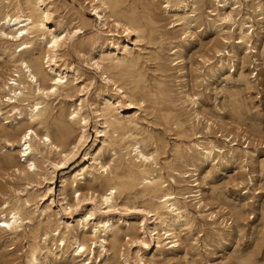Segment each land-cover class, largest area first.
<instances>
[{"label":"bare ground","instance_id":"1","mask_svg":"<svg viewBox=\"0 0 264 264\" xmlns=\"http://www.w3.org/2000/svg\"><path fill=\"white\" fill-rule=\"evenodd\" d=\"M88 1L98 24L95 38L83 43L74 39L83 19L53 16V1L0 0V168L11 181L1 195V241H24V264H155L186 243L192 249L190 234L204 226L209 230L202 242L224 240L234 233L226 218L249 216L248 209L260 214L263 232L264 199L254 206L250 189L254 161L264 172L256 147L264 136L234 119L235 100L227 122L196 89L215 78L221 93L228 83L264 91V0ZM152 4L171 18L168 27L158 25ZM201 27L214 40L212 56L200 58L199 66L186 50ZM68 48L87 54V67L102 81L91 94L93 78L63 60ZM258 67L260 82L247 72ZM188 72L198 74L190 90ZM150 114L187 140L174 142L170 157H160L168 140L148 129ZM91 120L96 135L87 143ZM239 141L245 144L237 146ZM83 146L69 169L66 162ZM59 164L65 166L57 205ZM230 165L237 167L236 185H245L240 203L230 206L225 195L226 206L214 209L210 201L218 199V188L207 179ZM237 254L235 264H259L250 254Z\"/></svg>","mask_w":264,"mask_h":264},{"label":"rangeland","instance_id":"2","mask_svg":"<svg viewBox=\"0 0 264 264\" xmlns=\"http://www.w3.org/2000/svg\"><path fill=\"white\" fill-rule=\"evenodd\" d=\"M49 1L50 2L53 1L52 2L53 3V9L55 10L53 16H58L61 14H62L61 16H63L65 14L64 17L66 18V20H71L73 22H75V21L80 22L83 19V23L79 27L80 30L78 32H76L77 34L75 33L76 34L75 38H74L75 40H77V41L83 40L82 42L86 43L88 41L90 42L91 39L95 38L94 32H95V29L97 28L96 26L98 24L97 23L98 20H97L96 15L94 14V12L91 10L90 3L88 0H49ZM137 2H139V1H137ZM78 6L79 7L81 6V7L79 8ZM63 8H64V10H62ZM159 8L160 7L156 4L151 5V10L153 13L156 9L154 16H156L155 19L158 21V23H159L158 25L164 26V28L168 27L169 26L168 23L170 22L171 18L168 15L164 14ZM79 12H81V13H79ZM77 17H78V19H77ZM84 17L87 19V21H88V22L86 21L87 23H84L85 22ZM253 24H254V26H253L254 31H258L260 26L257 25L255 23V21L253 22ZM196 31H197L196 33H199V36H195V38L193 40H191V44L187 48L186 54H188L187 56L189 57V60L192 62V64H198L199 66H201L202 61H200L201 60L200 58H204V57L210 58L212 56V54L209 52L210 44H211V43H209V41L214 40V35L212 34L211 31L202 30V27L199 30L197 29ZM91 32H93V33H91ZM263 36H264V34H262V37ZM121 38L124 39V33L121 34ZM149 48H150V46H149ZM70 49L71 48H68L66 53H64L63 60L66 61L67 64H71L72 66L80 69L83 72V76L85 78L86 77H92L93 78L92 85L88 89L89 94H91L94 91V88L98 87L99 83L101 84L102 81H100L98 74L95 73L94 70L89 65H88L89 67H87L86 63L89 60L88 55L84 54V52H78V51L75 52V50H72V49L70 50ZM198 49H199L200 53H199ZM79 53H81L80 56H79ZM82 53H83V55H82ZM191 53H192V55H191ZM205 55H207V56H205ZM81 56L83 59L81 58ZM84 61H86V62L84 63ZM186 62H187V69L189 70L188 61H186ZM150 63L151 62H146V63H144V66L150 67V69H151V67L153 66V63H151V64ZM88 64H89V62H88ZM2 70H3V66L0 65V71H2ZM252 71L256 73L257 77L255 76V78L258 82H260L261 67L259 68V70L257 68H254V70H253V68L247 69V72H252ZM148 73H150V72H148ZM167 74L170 76L174 75L173 70L168 71ZM196 75H198V74L188 72V75L186 77L187 78V87L189 86L191 88V85L194 83L193 78ZM199 75H200V77L202 76L201 74H199ZM251 79H253V78H251ZM205 81L202 84H199L197 86L196 90L201 93L203 101H202V99H200V101L204 102V105L209 110H211L212 112H215L214 111V104H217V106H219L223 112V119L226 120L227 122H230L231 117H232L231 114L233 113L231 107H234L233 101L235 100L238 103L237 110H238L239 115H238V117L234 115V119L243 123L242 127H244L243 129H245L247 132L251 133L253 130L257 129V131L259 130L261 135L264 136V91L257 90V88L246 90V89H244V87H242L239 84H233L232 85V84L228 83V84H226V86L224 88V93H221L220 87L222 86V83H220V80H218V79L216 80L215 78H209ZM198 87H200V88H198ZM190 88H189V90H190ZM231 88H232V90H231ZM230 92H231V94L235 93V96L230 97L229 96ZM226 95H227V97H226ZM125 111L132 113L135 110L127 108V109H125ZM88 113L90 114V111ZM240 117H241V119H240ZM147 119L149 120V123L147 124L148 129H151V131H153L155 135H158L157 137H160V138L162 137V139L165 142L168 140L166 142L167 145H166L165 149L163 150V154H161L160 157H164V156L170 157V148L174 142L178 143V142H186L187 141L186 139H183L180 136H177L173 127L170 129L169 128L166 129L165 126H163V125L160 126L159 121L157 119H155L153 114L148 115ZM227 119H229V120H227ZM91 122H92V120L90 121L88 129H87L88 134H89L87 143H92V140L94 139V137L96 135L93 122L92 123ZM247 122L248 123L250 122V123L248 124ZM231 124L232 123H229V125H231ZM259 125H260V127H259ZM197 132L201 133V128H199L197 130ZM161 134L164 136V138ZM171 134H173V135H171ZM201 134H203V133H201ZM218 139L220 140L221 138H218ZM259 142L261 144L262 143L263 144L262 145L259 144L256 146L258 148V150L261 151V153H259L258 155H259V157L264 158V149H263L264 148V138L260 139ZM237 143H238L237 146H242L243 144H245L242 141H239ZM248 147H251V146L248 145ZM9 149H11V148H9ZM85 149H86V147L82 148L79 151L78 155L72 157L71 160L66 162V166L70 165L69 169L72 168V166L75 164V162L77 160L80 159L79 155H81V153H83ZM164 151H165V153H164ZM254 164H255V168H254L255 172L253 174L255 176L252 177L254 184H253V188H251L250 191H251V195L254 197L252 199L253 205L257 206V204H259L260 201L262 199H264V179H263L264 178V172L262 173L263 174V176H262V174L260 173L259 167L256 165L255 161H254ZM64 166L65 165H63V164L58 165V170H57V172L54 176V179H53V198H54L55 203L57 205H58L57 193H58V188H59V184H60V176H61V173L63 171V170H59V169L63 168ZM245 168H248L249 171H251V165L249 163H247L245 165ZM236 171H237V167L235 165L226 166L225 168H221V169L213 172L210 175V178L207 179V183L210 186L213 185V186H216L218 188V190H217L218 194H216L218 196V199L210 201V203H212L211 206L214 207V209L216 207H225L226 206V203L223 201V196H225V195H226L225 197H227L229 199L228 203L230 206H237L238 203H240L238 200L237 194L239 191H242L244 189L245 185L244 184L238 185V186L236 185V183H237V180H235V179H237V172ZM233 174H234V176H233ZM4 176H6L5 171L3 169H1L0 170V202L2 201L1 195H3L4 192H6L7 185H9L11 183V181H9V178L4 177ZM21 183L22 182H19L18 184L21 185ZM208 184L206 185V187L209 186ZM236 187H238V188L234 191L233 189ZM256 190L259 191L260 193L256 194V192H257ZM246 213H248L249 216H244L241 218H236V217H233V218L227 217L226 218V220H227L226 226L231 227L233 229L234 233H231V235H225L226 237L224 238V240L216 241V240H212V238L208 237V239H206L205 242H202V241H204V236H206L207 231L209 230V228L207 226L206 227L204 226L200 230H195L192 232V234H190L191 236H193V238L196 239V244L193 246L192 249H190L189 244L186 243L187 245L185 246V249H182L180 252H177V253H173V252L169 253L167 255L166 259L158 258V259H156L155 264H235L233 256L235 257L237 252H238L237 255H244L245 253L250 254L252 259H254L257 263L264 264V239H263L264 236H262V235H264V230H263V232H259V228H260L259 217L260 216H258V215H260V214L253 212L250 209H248L246 211ZM250 216H253V217L249 218ZM234 225H238V228L240 230L239 232H235L236 228H234L235 227ZM250 226H252V227H250ZM257 232H258V234H257ZM251 236L253 237V239ZM6 244H4L0 238V264H24L23 259L21 258L22 252H23V250H21V246L25 245V242L22 241L21 243H17L15 245L14 244L10 245V242H6ZM153 245H154V242L152 240L149 249H151L153 247ZM131 249L133 250L134 246H132ZM249 249H251V250H249ZM7 252H9V253H7ZM184 253H187L186 257H184ZM97 261H98V258L96 259V262ZM173 262H175V263H173Z\"/></svg>","mask_w":264,"mask_h":264}]
</instances>
